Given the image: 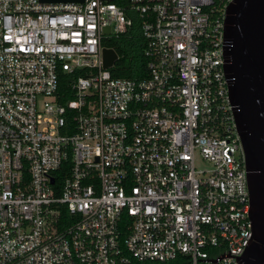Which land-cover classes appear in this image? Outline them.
Here are the masks:
<instances>
[{"label":"built area","instance_id":"2783aa9c","mask_svg":"<svg viewBox=\"0 0 264 264\" xmlns=\"http://www.w3.org/2000/svg\"><path fill=\"white\" fill-rule=\"evenodd\" d=\"M230 1L0 0V264H240ZM132 12L145 73L115 76Z\"/></svg>","mask_w":264,"mask_h":264},{"label":"water","instance_id":"95a60500","mask_svg":"<svg viewBox=\"0 0 264 264\" xmlns=\"http://www.w3.org/2000/svg\"><path fill=\"white\" fill-rule=\"evenodd\" d=\"M225 33L226 71L246 152L254 226L240 264H264V0H231ZM117 56L113 46L104 47L105 66Z\"/></svg>","mask_w":264,"mask_h":264},{"label":"trees","instance_id":"16d2710c","mask_svg":"<svg viewBox=\"0 0 264 264\" xmlns=\"http://www.w3.org/2000/svg\"><path fill=\"white\" fill-rule=\"evenodd\" d=\"M124 1V0H117ZM134 22L129 29L128 34H123L117 39L108 40L119 52V57L115 65L111 68L115 76H136L144 75L147 63V57L144 54L145 41L141 35L139 17L135 12ZM62 87H66V78H62ZM173 261H152L147 264H174Z\"/></svg>","mask_w":264,"mask_h":264}]
</instances>
